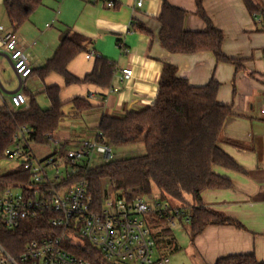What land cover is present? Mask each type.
Listing matches in <instances>:
<instances>
[{"label": "crops", "instance_id": "0c3cea01", "mask_svg": "<svg viewBox=\"0 0 264 264\" xmlns=\"http://www.w3.org/2000/svg\"><path fill=\"white\" fill-rule=\"evenodd\" d=\"M4 1L0 0L5 10V18L0 13V36L14 32L33 66L24 84L28 102L20 109L27 108L32 100L48 109L51 103L46 90L57 88L64 115L53 135L66 148L96 139L103 115L122 117L131 110L151 106L165 64L176 66L177 75L192 86H204L212 79L220 83L217 101L231 105L233 112L225 122L220 146L239 168L215 166L214 171L229 179L231 187L203 191L202 202L232 222L209 224L193 238L189 226L170 229L160 224L156 228L157 253L169 259L167 264H215L222 257L240 254H254L264 262V30L244 0H203L206 15L224 34L223 52L239 60V67L218 61L210 51L173 53L161 45L159 15L164 3L186 11L184 30L207 29L197 13L196 0H50L56 4L51 22L48 11L43 15L35 10L17 29L8 19ZM255 4L264 13V0H255ZM39 17L46 20L44 29L39 28ZM133 26H143L150 33ZM74 33L84 36L87 42L85 50L67 64L68 73L82 79L92 72L97 57L105 58L115 67L108 87L68 82L53 70L44 73L42 68L64 37ZM89 54L93 55L87 57ZM0 65L9 69L16 80L14 88L0 80V106L11 107L9 98L18 80L1 54ZM124 68L133 71L131 77L121 78ZM77 98L87 100L93 107L78 109L72 102ZM34 145L50 150L42 158L55 150L50 142L33 141ZM176 230L185 231L182 242L177 240Z\"/></svg>", "mask_w": 264, "mask_h": 264}, {"label": "trees", "instance_id": "16d2710c", "mask_svg": "<svg viewBox=\"0 0 264 264\" xmlns=\"http://www.w3.org/2000/svg\"><path fill=\"white\" fill-rule=\"evenodd\" d=\"M43 0H5L4 6L15 29L22 25L42 4ZM251 12L258 11L255 0H244ZM197 13L206 22L205 31H186L183 28L186 11L164 3L159 15L161 25L159 41L170 52L193 54L212 52L220 62L240 66L239 60L228 57L222 49L224 34L216 28L203 8V0H196ZM150 33L143 26H133ZM86 38L78 33L67 35L55 55L42 68L44 73L53 70L68 82H83L108 87L115 71L107 59L97 57L91 73L78 79L67 71V64L85 50ZM220 83L212 79L204 86H192L177 75V67L165 64L154 103L141 110H131L124 116L103 115L97 138L112 147L120 148L142 143L145 153L111 159L97 164L88 175L89 190L97 204L111 190L118 197L141 194L149 196L156 187L160 198L176 204L190 205L191 238L209 224L231 223L232 220L205 206L202 192L207 189L231 187L229 179L214 171L215 166L238 169L234 159L220 146L226 120L233 114L232 106L220 104L217 94ZM50 107L42 109L35 100L24 109L0 106V161L20 128H33L29 139L47 144L48 134L57 130L64 113L57 88L46 90ZM72 102L78 109L93 106L84 99ZM31 174L18 166L0 174V190L11 186L27 185ZM57 230L48 218L27 219L13 231H1L0 243L11 253H21L27 242ZM69 250L89 259L93 264L107 262L99 250L88 241L80 245H67ZM215 264H264L254 254L231 255L220 258Z\"/></svg>", "mask_w": 264, "mask_h": 264}, {"label": "built area", "instance_id": "2783aa9c", "mask_svg": "<svg viewBox=\"0 0 264 264\" xmlns=\"http://www.w3.org/2000/svg\"><path fill=\"white\" fill-rule=\"evenodd\" d=\"M108 4L112 6L111 2ZM252 16L264 30V13L256 11ZM0 54L8 59L18 80L9 100L14 110L20 109L28 102L24 84L33 73L32 63L14 32L0 36ZM122 73V79L129 78L133 71L124 68ZM33 131V128H20L4 152L6 158L19 161L18 166L30 172L31 181L0 190V232L16 230L27 219L44 217L57 232L30 240L17 255L0 243V264H93L67 247L83 241L99 250L109 263H168L167 257H159L157 253L156 225L170 229L189 226L190 205L151 195L118 197L111 190L97 204L89 190L88 175L97 165L96 155H101L105 162L113 158L111 146L96 138L66 148L61 139L49 133L54 153L38 158L29 139ZM73 236L79 237L81 243L74 242Z\"/></svg>", "mask_w": 264, "mask_h": 264}, {"label": "rangeland", "instance_id": "374dc122", "mask_svg": "<svg viewBox=\"0 0 264 264\" xmlns=\"http://www.w3.org/2000/svg\"><path fill=\"white\" fill-rule=\"evenodd\" d=\"M55 8H56V4L54 2H52L50 0H43L42 4L36 9V11L38 10L43 15H44L45 11H48V14L50 17L49 21L51 22L53 20L52 19L53 18L52 12L55 11ZM0 13L2 14V18H5L4 17L5 10H4L3 5L0 7ZM32 14H34V12ZM41 17L38 18L39 28L44 29V24H45L46 20L44 21V18L41 19ZM0 80L6 87L14 88L16 86V80H15L14 76L11 75L10 70L7 69L4 65H0ZM111 148H112V151L114 154L112 159L122 158V157H130L133 155H138L140 153H145V148H144L142 143L130 145V146H126V147H120V148H116V147L111 146ZM49 151L50 150L46 146H42V145H34L32 147V152L38 158H42V157L48 155ZM104 162H105V160L101 157V155L95 156V158H94L95 164H102ZM18 165H19V161L15 160V159H9V158L2 159L0 161V174H3L5 172L11 170V169L17 167ZM158 194H160L158 189L154 188L151 196H155L157 198H160L158 196ZM111 195L114 196V193H111ZM156 226L158 227V226H160V224H158ZM175 234H176L177 240L179 242H182L186 238V233L184 230H176ZM72 239L76 243H81V241H82L77 236H73Z\"/></svg>", "mask_w": 264, "mask_h": 264}]
</instances>
